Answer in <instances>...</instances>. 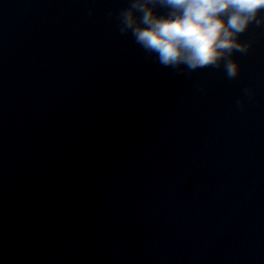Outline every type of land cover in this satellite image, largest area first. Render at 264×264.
Masks as SVG:
<instances>
[{
	"label": "water",
	"instance_id": "1",
	"mask_svg": "<svg viewBox=\"0 0 264 264\" xmlns=\"http://www.w3.org/2000/svg\"><path fill=\"white\" fill-rule=\"evenodd\" d=\"M126 7L0 0V264H264V27L181 75Z\"/></svg>",
	"mask_w": 264,
	"mask_h": 264
},
{
	"label": "clouds",
	"instance_id": "2",
	"mask_svg": "<svg viewBox=\"0 0 264 264\" xmlns=\"http://www.w3.org/2000/svg\"><path fill=\"white\" fill-rule=\"evenodd\" d=\"M157 6L167 12L158 14ZM117 19L120 33H130L161 66L181 75L223 68L235 79L241 65L233 54H247L252 47L239 37L253 24L264 27V0H128ZM245 93L251 95L252 89Z\"/></svg>",
	"mask_w": 264,
	"mask_h": 264
}]
</instances>
